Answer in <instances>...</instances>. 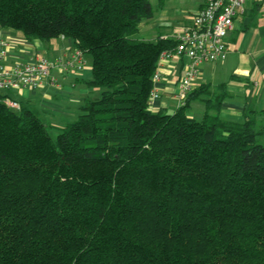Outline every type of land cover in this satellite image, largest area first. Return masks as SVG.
<instances>
[{"label": "trees", "instance_id": "trees-1", "mask_svg": "<svg viewBox=\"0 0 264 264\" xmlns=\"http://www.w3.org/2000/svg\"><path fill=\"white\" fill-rule=\"evenodd\" d=\"M151 15L149 0H0V27L70 38L100 90L55 139L0 94V264H264V123L219 116L225 83L153 111L176 41L131 37Z\"/></svg>", "mask_w": 264, "mask_h": 264}, {"label": "crops", "instance_id": "crops-1", "mask_svg": "<svg viewBox=\"0 0 264 264\" xmlns=\"http://www.w3.org/2000/svg\"><path fill=\"white\" fill-rule=\"evenodd\" d=\"M203 3L204 0H188L186 7L180 11V16L184 17L182 27ZM177 31L141 36L137 40L155 41L158 37L169 39ZM0 32L8 45L7 63L35 55L47 57L52 62L49 74L56 84L35 90L20 88L0 92L5 97L14 98L27 106L44 124L47 122L49 126L60 129L76 119L87 99H96L99 96L100 90L88 84L92 78V59L86 53H81L82 62L73 59L77 49L70 38H25L19 31L3 27H0ZM226 42L229 48L226 59L200 65L194 89L203 87V91L208 88L214 93L219 84L225 83L227 95L221 102L219 116L224 120L239 121L244 112L254 110L258 112L257 120L264 123V0L244 2L242 10L235 13L233 29L228 33ZM59 59L71 63L64 65L58 63ZM186 61V57L174 56L157 64L156 70L160 72L161 78L154 83L158 97L152 102L153 111L163 108L171 112L176 108L173 103L177 102L175 82L183 73ZM203 91L198 97H201L203 105L198 109L190 106L188 116L196 118V115H200L201 118L203 115L208 105L206 100L208 96H212Z\"/></svg>", "mask_w": 264, "mask_h": 264}, {"label": "built area", "instance_id": "built-area-1", "mask_svg": "<svg viewBox=\"0 0 264 264\" xmlns=\"http://www.w3.org/2000/svg\"><path fill=\"white\" fill-rule=\"evenodd\" d=\"M246 0H204L203 6L190 18V21L177 31L171 38L176 41L172 48L164 49L159 55L157 64L176 57H186L183 73L176 80V107L184 104L188 94L194 89V82L200 73V65L206 62L224 61L229 48L226 37L233 29V20L237 10H242ZM257 1V0H253ZM7 43L0 32V92L27 88L39 89L54 85L55 80L49 74L52 62L44 56H32L27 59L6 62ZM73 59L81 61V52L76 50ZM58 63L68 65L70 62ZM161 78L155 70L153 82ZM158 97L153 86L151 104ZM3 103L13 110L20 109L18 100L5 97Z\"/></svg>", "mask_w": 264, "mask_h": 264}, {"label": "rangeland", "instance_id": "rangeland-1", "mask_svg": "<svg viewBox=\"0 0 264 264\" xmlns=\"http://www.w3.org/2000/svg\"><path fill=\"white\" fill-rule=\"evenodd\" d=\"M149 2L152 8L151 18L142 19L131 37L139 39L141 36L146 35L153 36L158 35V33H174L182 27L181 22L184 17L180 16V11L186 7L188 0H149ZM173 103L176 104V101ZM203 103L201 97L189 101L191 108L196 109L200 108ZM195 117L199 119L200 115H196ZM45 123L49 135L52 139H55L59 129L49 126L47 122Z\"/></svg>", "mask_w": 264, "mask_h": 264}]
</instances>
